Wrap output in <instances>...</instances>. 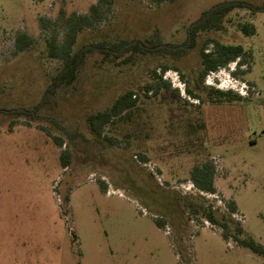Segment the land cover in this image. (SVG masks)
<instances>
[{
    "label": "rangeland",
    "instance_id": "obj_1",
    "mask_svg": "<svg viewBox=\"0 0 264 264\" xmlns=\"http://www.w3.org/2000/svg\"><path fill=\"white\" fill-rule=\"evenodd\" d=\"M220 1L114 0L79 32L74 48L156 31L180 42L186 27ZM96 2L0 0V108L32 109L41 101L63 64L48 42L61 43L66 17ZM245 23L255 32L244 33ZM19 33L32 39L22 51ZM214 40L242 44L248 53L204 79L232 92L210 98L204 87L196 99L185 87L196 89L201 48ZM163 64L171 65L163 72L171 86L148 89L157 81L152 70L162 72ZM131 89L136 105L95 134L88 115ZM39 113L33 119L0 111V264H264V255L225 239L201 212L211 206L229 213L227 203L235 201L232 217L264 244V11L233 10L224 29L201 33L179 58L122 62L92 54L76 81L59 86ZM206 162L214 167V193L194 183Z\"/></svg>",
    "mask_w": 264,
    "mask_h": 264
},
{
    "label": "trees",
    "instance_id": "obj_2",
    "mask_svg": "<svg viewBox=\"0 0 264 264\" xmlns=\"http://www.w3.org/2000/svg\"><path fill=\"white\" fill-rule=\"evenodd\" d=\"M174 1V0H157ZM114 0H97L90 6L87 13L73 12L66 17V33L65 39L61 43L56 42L53 38L48 42L49 52L52 57L60 58L63 61L62 67L56 72L45 89L42 99L32 109L28 108H0V111L15 112L18 115L31 116L33 119L41 118L39 113L41 107L51 101L59 86L70 85L76 81L81 69L86 64L90 55L98 53L102 58H116L122 62L135 61L138 58L147 55H170L176 58L181 57L189 50L194 48L198 42L199 36L204 32L218 31L225 27V18L235 9H247L251 13L264 11V2L255 4L249 0H223L210 8L204 10L198 18L193 20L186 27V37L180 42L165 41L162 35L156 31L151 36L144 38H105L98 41H90L74 48L79 32L87 26H94L96 22L101 20L103 11L110 8ZM106 6V7H105ZM105 7V8H104ZM240 29L247 35L255 32L256 27L252 23L239 24ZM32 43L31 37L26 33H19L16 37V45L19 51L26 49ZM209 42H206L200 51L202 67L199 69L198 81H196V89L190 86L185 90L190 96L201 99L200 91L206 87L210 98L215 92H232L231 90H223L213 85H204L205 77L211 71H217L222 67H227L230 62L238 64L248 53L242 44H225L218 40H214L212 48H209ZM175 68H178L174 66ZM171 68V65L163 64L162 72H158L157 68L152 70L153 76L157 81L149 84L148 89L156 88L158 91L162 86L170 87L169 79L164 78L163 72ZM178 88V87H176ZM241 97V95H238ZM137 95L134 90H127L121 93L109 106L88 115V121L92 131L101 135L103 128L114 121L117 117H125L137 102ZM57 145L63 144V139L54 136ZM68 153H61L63 166L69 164ZM64 157H66L64 159ZM197 188L214 193L216 192L214 167L210 162L204 163L197 168L194 177ZM65 203H69V196L65 197ZM229 213L219 214L210 207H202L203 217L221 229V233L225 239L232 238L239 246L251 249L253 252L264 255V244L255 239L249 232L245 230L244 225L232 217L237 212L235 201L227 203Z\"/></svg>",
    "mask_w": 264,
    "mask_h": 264
},
{
    "label": "built area",
    "instance_id": "obj_3",
    "mask_svg": "<svg viewBox=\"0 0 264 264\" xmlns=\"http://www.w3.org/2000/svg\"><path fill=\"white\" fill-rule=\"evenodd\" d=\"M215 74V71H211L208 75H207V77L208 78H212V76ZM165 76V78L166 79H169V77L168 76H166V75H164ZM179 82H180V79H177ZM178 81L176 82V87H179L180 85H179V83H178ZM211 84V83H210ZM181 87V86H180ZM232 88H233V86H231ZM183 91H184V89H183Z\"/></svg>",
    "mask_w": 264,
    "mask_h": 264
}]
</instances>
